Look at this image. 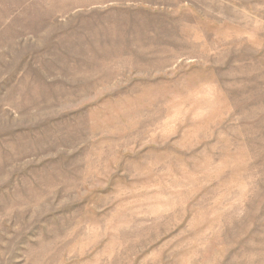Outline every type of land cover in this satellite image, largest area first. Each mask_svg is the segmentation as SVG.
I'll list each match as a JSON object with an SVG mask.
<instances>
[{"label": "rangeland", "instance_id": "rangeland-1", "mask_svg": "<svg viewBox=\"0 0 264 264\" xmlns=\"http://www.w3.org/2000/svg\"><path fill=\"white\" fill-rule=\"evenodd\" d=\"M0 264H264V0H0Z\"/></svg>", "mask_w": 264, "mask_h": 264}]
</instances>
